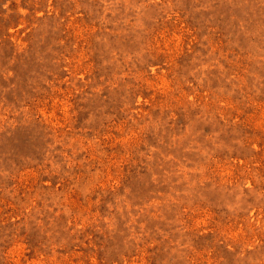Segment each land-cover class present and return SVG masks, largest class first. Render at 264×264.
Returning a JSON list of instances; mask_svg holds the SVG:
<instances>
[{
  "label": "rangeland",
  "instance_id": "374dc122",
  "mask_svg": "<svg viewBox=\"0 0 264 264\" xmlns=\"http://www.w3.org/2000/svg\"><path fill=\"white\" fill-rule=\"evenodd\" d=\"M0 264H264V0H0Z\"/></svg>",
  "mask_w": 264,
  "mask_h": 264
}]
</instances>
